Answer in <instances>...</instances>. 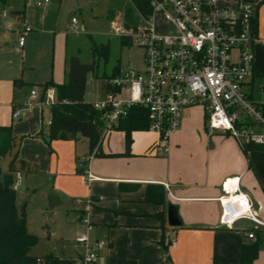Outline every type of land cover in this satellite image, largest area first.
<instances>
[{"label":"crops","instance_id":"1","mask_svg":"<svg viewBox=\"0 0 264 264\" xmlns=\"http://www.w3.org/2000/svg\"><path fill=\"white\" fill-rule=\"evenodd\" d=\"M2 6L8 7L10 13L8 23H0V47L22 32V26L14 21L15 15L32 28L24 37L35 30L28 21L25 4L15 8ZM256 23L257 43V16ZM24 45L18 44V47ZM260 76L253 63V75L244 90L256 101L260 99L255 97V91L262 95L264 89L262 85L255 86V80ZM16 82L20 86L21 81ZM30 91L25 103H7V106L13 110L25 106L30 100ZM36 92L42 96V92ZM44 106L33 103L27 109H42ZM197 108L199 105L183 110L180 124L169 138V152L161 157L147 152L158 139V134L152 130L133 132L126 154H123L124 133L120 130H111L98 149L92 151L87 139L79 134L74 139L53 140L48 147L36 136L41 127L35 123L31 125L28 115L19 117L18 125L11 127L12 135L21 128L27 138L23 145L19 144L10 151L30 165H36L37 173L50 175L48 178L53 181L54 190L49 192L59 194L61 203L66 199L72 201L71 197L76 196L90 199L89 210L77 204L71 209L75 213L70 218L83 230L81 234H88L90 242L107 241V245L98 251L94 264H127L128 261L135 264H239L241 247L255 240L247 235L252 224L241 219L232 229L219 225L218 199L224 195L223 186L232 190L237 187L248 196L253 210L264 222V146L240 147L229 135L221 132L208 134L204 109ZM2 124L0 126H8ZM94 150L101 155L94 154L88 162L93 180L87 183L80 170L84 169L85 159ZM76 164L80 167L78 173ZM120 183L138 186L135 190L122 191ZM22 185L23 179L19 187ZM148 188L159 192L162 202L146 200ZM168 204L177 209L181 222L178 227L168 225ZM47 215L50 217L52 212ZM85 220L91 226L89 231ZM167 230L171 233L169 244L165 241ZM259 231L264 239V227ZM163 244L168 246L167 250ZM81 248L83 252H76L74 258L84 254V248ZM252 264H264V244Z\"/></svg>","mask_w":264,"mask_h":264},{"label":"built area","instance_id":"2","mask_svg":"<svg viewBox=\"0 0 264 264\" xmlns=\"http://www.w3.org/2000/svg\"><path fill=\"white\" fill-rule=\"evenodd\" d=\"M122 1V10L110 20V31L126 38L131 46L142 48V67L120 68L108 80L113 90L93 102L102 111L99 143L131 107L139 106L148 112L149 130L158 134L148 154L165 156L183 110L201 104L208 134L229 135L240 147L264 146V98L253 100L244 90L253 75L256 16L264 0H147V10L138 8L135 0ZM48 3L49 0H42L35 4L45 8ZM125 6L132 12L130 28L126 27ZM9 13L5 6L0 10V23ZM13 18L23 28L18 37L22 46L24 34L32 28L19 16ZM156 21L164 25L162 31L157 30ZM70 32H80L75 18L71 20ZM58 101L54 87L45 89L43 99L33 89L27 104L14 114L20 116L33 103L50 106ZM60 102L68 101L63 98ZM95 151L85 159L82 174L87 183L93 180L88 162ZM22 175L20 170L13 173V190L21 185ZM223 191L218 199L219 225L232 229L238 220H248L252 224L248 238L255 239L264 222L253 210L248 196L237 187L232 190L223 186ZM77 203L90 209V200ZM85 222L89 231L91 226ZM165 241H171L170 230L165 232ZM77 242L84 254L75 258V264H94L98 251L107 245L104 239L90 242L87 233L81 234Z\"/></svg>","mask_w":264,"mask_h":264},{"label":"rangeland","instance_id":"3","mask_svg":"<svg viewBox=\"0 0 264 264\" xmlns=\"http://www.w3.org/2000/svg\"><path fill=\"white\" fill-rule=\"evenodd\" d=\"M37 1L42 0L0 2V10L4 4L11 8L24 7L25 4L28 21L35 29L26 35L22 48L18 47L16 34L0 47V124L11 127L17 126L18 118L23 115H28L31 125L38 124L39 128L41 122H48L51 117L49 106L42 109L28 108L16 117L15 110L7 103H25L31 89L42 92L46 83L60 84L65 79L63 69L67 55H77L82 62L93 63L94 71L99 75L96 78L92 72L87 73L84 95L87 102L103 98L106 79L100 76L103 73L108 75L113 66L119 65L121 69L127 66L142 67V48L121 46L119 37L110 31V20L122 10V0H49L45 8L37 7ZM257 17L259 42L254 46V70L261 76L255 80V86L262 85L264 88V4L258 9ZM72 18L77 20L78 34L70 32ZM7 21L8 17L2 19L1 23L4 25ZM156 25L158 31L163 30L164 25L160 21H156ZM93 43L98 47L97 50H93ZM100 46L105 48L101 51ZM15 80L21 81L20 86ZM263 94L255 91L258 99H263ZM16 130L17 133L13 135L21 146L27 135L21 132V128ZM12 154L8 151L0 156V172L8 171ZM75 167L78 173L80 167L78 164ZM49 176L40 172L24 173L23 185L15 190V205L18 211L24 207L29 231L38 237L37 244L31 249L33 255L52 254L59 258H74L76 252H83L77 242L83 230L72 222L70 217L75 212H71V209L78 205L81 207L77 201L84 203L90 199L71 197L72 201L66 199L65 203L50 210L47 201L48 195L54 193L49 192L54 190V184ZM47 212H52V215L48 217Z\"/></svg>","mask_w":264,"mask_h":264},{"label":"trees","instance_id":"4","mask_svg":"<svg viewBox=\"0 0 264 264\" xmlns=\"http://www.w3.org/2000/svg\"><path fill=\"white\" fill-rule=\"evenodd\" d=\"M5 0H0L4 2ZM135 4L142 10L148 9L147 0H135ZM126 27L130 28L133 17L128 6L124 8ZM114 13V12H113ZM257 26V23L255 24ZM256 30V27H255ZM121 46H129L130 42L120 37ZM131 46V45H130ZM93 50L98 47L93 43ZM105 46H100L101 51ZM119 65L113 66L108 75L102 74L100 77L106 79L104 84V93L112 91L108 85V80L119 72ZM92 72L96 78L99 75L94 71L93 63H84L77 55H68L65 60V81L56 84L54 82L46 83L42 90V98L45 89L49 86L56 90L58 102L49 106L50 123L43 124L36 134L44 143L50 147L53 140L74 139L79 134L87 139L90 151L98 149L101 121L99 120L101 110L94 107L93 102H86L85 86L86 76ZM66 98L67 103H61L60 100ZM148 112L139 106H133L128 114L119 119L112 130H120L124 133L125 152L129 151L132 142V133L135 131L149 130ZM19 145L12 135L11 126H0V156L5 155L13 147ZM245 150H248L245 148ZM96 155L101 153L95 152ZM112 154L111 156L123 155ZM16 170H23L26 173H37L36 165L18 158L17 153L12 155L9 169L7 172H0V264H75V258H59L52 254H45L41 257L31 253V249L37 244L38 237L27 230L24 207L17 210L15 205V190L12 189L13 173ZM83 170H80L82 174ZM138 184L120 183L122 191L135 190ZM146 200L150 202H162L159 192L148 188ZM264 244V239L260 231H256V237L253 243L243 245L240 251L239 264H252L257 258L259 250ZM165 250L167 245L163 244ZM38 259L41 262H38ZM127 264H135L134 261H128Z\"/></svg>","mask_w":264,"mask_h":264},{"label":"water","instance_id":"5","mask_svg":"<svg viewBox=\"0 0 264 264\" xmlns=\"http://www.w3.org/2000/svg\"><path fill=\"white\" fill-rule=\"evenodd\" d=\"M48 208L51 210L55 206L61 204L59 195L51 193L48 195ZM167 222L170 227H178L181 222L178 219L177 209L173 204H168L167 206Z\"/></svg>","mask_w":264,"mask_h":264}]
</instances>
